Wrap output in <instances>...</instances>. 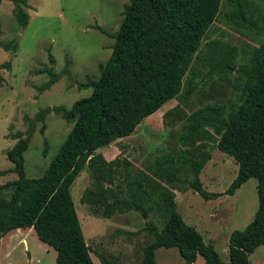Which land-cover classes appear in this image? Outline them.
Here are the masks:
<instances>
[{
  "label": "trees",
  "instance_id": "16d2710c",
  "mask_svg": "<svg viewBox=\"0 0 264 264\" xmlns=\"http://www.w3.org/2000/svg\"><path fill=\"white\" fill-rule=\"evenodd\" d=\"M226 1L229 9L224 18L232 26L254 33L264 31L259 19L248 15V0ZM24 5V0H13L12 14L21 27L28 24ZM220 5L221 0H128L124 4L111 53L105 62L98 64V77L87 78L79 85L91 93L75 100L70 108L46 107L33 118L25 116L29 122L25 133H13L16 141L6 157L12 162L10 171L17 178L0 184V243L13 229L32 228L41 241L56 251L54 264H94L71 196L73 182L87 167L91 185L83 191L80 201L102 207L105 218L130 210L147 216L156 208L163 216L160 229L146 222L150 240L143 246L138 264H156L155 250L161 247L176 248L184 264H195L198 255L204 264H249V255L264 246V42L253 47L248 63L236 69L243 80L238 106L228 112L216 103L197 109L180 129L177 140L183 150L157 158L135 173L129 169L131 162L120 155L107 160L96 152L131 135L145 118L181 92L185 74ZM217 45V41L209 43L208 56L221 54L222 58L209 65L212 70L228 72L234 66L236 50L229 47L222 52ZM0 47L7 51L17 48L13 41L2 42ZM49 62L51 66L40 71L48 76L38 86L40 92L49 89L60 76L53 69L51 54ZM9 66L3 62L0 69ZM2 81L0 74V85ZM193 90L190 87L184 92V103ZM50 110L72 123V127L42 175L28 177L24 152L34 122L43 121ZM206 126L218 135L217 148L238 166L235 178L223 193L209 192L203 187L200 180L203 161L191 155L186 147L195 142L197 133ZM43 128L44 125L41 133ZM47 151L44 140L42 152ZM180 168L190 172L191 178L181 179ZM150 175L181 185V191L190 188L205 199L219 194L233 195L248 179H256L257 209L243 230L231 232L228 261L221 260L214 246L185 223L177 211L174 192L158 185L153 197ZM99 259L102 264H115L104 256Z\"/></svg>",
  "mask_w": 264,
  "mask_h": 264
},
{
  "label": "rangeland",
  "instance_id": "374dc122",
  "mask_svg": "<svg viewBox=\"0 0 264 264\" xmlns=\"http://www.w3.org/2000/svg\"><path fill=\"white\" fill-rule=\"evenodd\" d=\"M28 24L21 27L12 14L13 0L0 3V43L13 41L16 50L0 47V64L8 62L9 68L0 69L3 81L0 85V184L17 178L10 171L13 164L6 152L15 143L13 133H25L29 122L40 109L63 105L70 108L73 102L88 96L90 89L79 85L87 78L98 77V64L105 62L112 50L114 34L122 20L123 6L128 0H24ZM229 9L221 0L220 11L202 40L187 70L179 94L166 102L155 113L140 123L135 131L106 146L97 149L107 160L120 155L131 162L132 173L143 169L155 159L183 150L178 142L182 125L194 112L208 104H220L225 112L240 103L243 80L236 69L248 63L253 47L264 42L260 33L236 29L225 18ZM248 15L264 25V0H248ZM96 27L102 28L105 33ZM217 41V48L226 52L234 47L236 54L233 67L228 72L212 70L209 62H220L222 55L208 56L209 43ZM49 54L54 58L53 69L59 79L49 89L38 91V86L48 80L42 68L51 66ZM67 74H65V71ZM193 92L183 102L184 92ZM170 112L167 117L165 113ZM44 125L41 133L40 128ZM72 123H67L52 110L43 121H35L27 150L24 152L25 172L28 177L42 175L44 169L68 134ZM44 140L48 151L42 152ZM218 135L206 126L197 133L195 142L188 145L189 153L203 161L200 180L203 187L213 193H223L237 174L238 166L233 158L220 151ZM181 179H190V172L183 168L178 172ZM154 196L158 185L174 192L177 211L185 223L193 226L206 243H211L223 261H228L229 236L234 230H243L253 219L258 206L256 179L250 178L233 195L219 194L205 199L190 188L181 191L177 183H166L149 177ZM149 181V180H148ZM91 176L85 167L71 186V196L83 230L86 243L91 249L94 264H102L104 256L115 264H138L142 248L150 240L146 222L160 229L164 218L156 208L145 216L140 211L116 212L105 218L102 207L82 203L83 191L90 187ZM124 186V184H123ZM1 239L0 255L6 256L0 264H54L56 251L41 241L33 229L23 228ZM156 264H184L176 248L155 250ZM195 264H204L198 255ZM249 264H264V246L257 247L249 255Z\"/></svg>",
  "mask_w": 264,
  "mask_h": 264
},
{
  "label": "crops",
  "instance_id": "0c3cea01",
  "mask_svg": "<svg viewBox=\"0 0 264 264\" xmlns=\"http://www.w3.org/2000/svg\"><path fill=\"white\" fill-rule=\"evenodd\" d=\"M32 229V228H31ZM23 230V228H17V229H13V230H11V231H9V232H7L5 235L7 236V239H8V242L9 243H12V241L14 240V238L13 237H9V234H11V233H18V232H21ZM2 239V238H1ZM0 245H1V243H0ZM4 258H6V256H1L0 255V263H2L3 261H4Z\"/></svg>",
  "mask_w": 264,
  "mask_h": 264
}]
</instances>
